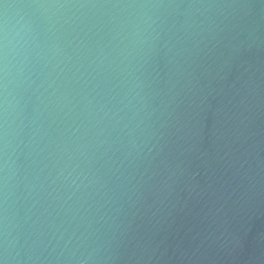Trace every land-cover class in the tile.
Returning <instances> with one entry per match:
<instances>
[{"label": "water", "instance_id": "obj_1", "mask_svg": "<svg viewBox=\"0 0 264 264\" xmlns=\"http://www.w3.org/2000/svg\"><path fill=\"white\" fill-rule=\"evenodd\" d=\"M178 2L193 14L167 19L137 73L141 155L116 153L100 210L85 205L36 264H66L65 244L90 264H264V0ZM81 216L92 227L69 242Z\"/></svg>", "mask_w": 264, "mask_h": 264}, {"label": "clouds", "instance_id": "obj_2", "mask_svg": "<svg viewBox=\"0 0 264 264\" xmlns=\"http://www.w3.org/2000/svg\"><path fill=\"white\" fill-rule=\"evenodd\" d=\"M192 7L0 0V264H36L49 247L51 256L85 205L102 207L116 153L139 158L151 127L139 67L157 50L167 19L190 17ZM80 220L69 242L92 227ZM65 251L66 244L55 259L95 260L78 256L79 247Z\"/></svg>", "mask_w": 264, "mask_h": 264}]
</instances>
